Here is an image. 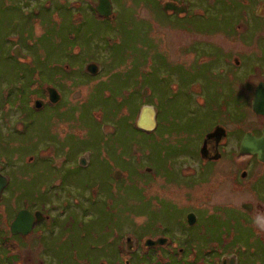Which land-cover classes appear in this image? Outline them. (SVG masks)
Instances as JSON below:
<instances>
[{"label":"rangeland","instance_id":"obj_1","mask_svg":"<svg viewBox=\"0 0 264 264\" xmlns=\"http://www.w3.org/2000/svg\"><path fill=\"white\" fill-rule=\"evenodd\" d=\"M244 1L246 19L264 26V16L255 17L264 15V0ZM86 2L96 0H0V173L9 181L0 203V264H125L126 237L142 238L128 264H147L143 240L158 233L159 223L210 256L226 252L235 264H264V165L262 176L250 168L245 181L234 182L230 155L220 162L199 156L223 111L238 115L234 105L214 103L218 86L208 79L211 103L191 104L193 69L174 80L178 85L166 71L168 54L176 58L177 45L197 36L165 23L194 30V20L167 16L152 0H111L115 18L101 21ZM222 2L235 8L242 0ZM217 19L216 28L229 22ZM14 45L31 58L24 68L43 67L61 94L58 103L33 109L35 98L47 97L42 91L31 107L23 97L14 100L19 77L2 76L15 68ZM89 59L96 75L83 69ZM61 65L70 66L67 77ZM143 104L156 112L148 135L132 127ZM112 171L123 176L114 179ZM28 197L36 208L45 202L51 217L31 236L11 235L9 223L31 205ZM190 211L197 217L192 227Z\"/></svg>","mask_w":264,"mask_h":264},{"label":"flooded vegetation","instance_id":"obj_2","mask_svg":"<svg viewBox=\"0 0 264 264\" xmlns=\"http://www.w3.org/2000/svg\"><path fill=\"white\" fill-rule=\"evenodd\" d=\"M152 2L155 3L156 7L163 10V12H165L167 16L182 18L187 17L186 19L188 21H185L184 19L182 20H184V22L194 20L196 24L194 30H189L186 27L180 26L178 28H175L169 21L165 23L166 26L170 25L171 29H176L181 33L186 32L188 35L193 34L197 36L196 38L194 37L195 40L193 41L185 42L183 40L177 45L176 49L173 50V53L178 54L175 55L176 58H173L172 56H170V54H168V67L166 71L168 72L170 80H173L171 82H174L176 83V85H178L177 81L174 80H180L184 73L189 71V69H193L192 72H195V74L193 78L188 81L189 85L187 88V94L190 103L199 106H204L207 103H211V100L207 98L209 97V88L206 87V80L208 79V81H213V84L215 83L218 86L217 90H215L216 92H218V94H215V96L218 98V101H215L214 103L218 105L223 103L225 107L229 105L232 107V105H234L232 108L236 110V114H238L236 116L233 113H228L226 110L223 111L224 116H222L221 119L215 121L212 127L204 134L200 148L202 147V144L204 142L205 135L217 128V132L215 133V135L207 140L206 151L203 158L200 155L199 149V156L201 160L205 162H220L223 159L224 155H230L233 159V166L235 167L233 172L234 182L238 180L242 182L245 181L248 177L250 168H253V170H251L252 174L256 172L257 175H261L262 173L260 169L261 165H264V162L259 161L255 154H250V151L241 153V155L238 154L240 152V145L244 137L260 138L264 134V114L257 113L253 109V100L256 89L260 86V84L264 83V26L260 24V26L254 27V24H252L250 20L246 19V9L243 5L245 4L244 0H242L241 3L240 0H238L240 6L235 8H230V5L228 8L223 7L222 0H152ZM166 2H173L177 6H181L184 10L179 13H176L172 10H165L164 5ZM86 3L94 9V5L91 2L90 4L88 2ZM143 7L145 10H150V12H152L150 7L144 4ZM113 11L114 10L112 6V12ZM217 14H219V19H222V16H224L226 22L227 20L229 22H227L224 26H219L218 28H216L214 24H211V22L218 20ZM230 14L233 15V18L231 19L229 18ZM237 15L245 16V18L241 19L240 17H237ZM262 16L264 15L257 14L255 17L260 18ZM104 19L111 20L113 18ZM180 36L186 37L185 34H180ZM14 46H12L10 49H12ZM184 48H186V50H184ZM20 50L22 54H24L21 48ZM25 56L26 57L24 59L19 58V60L26 61V59H31L28 55ZM12 57H14V55ZM199 67L205 68L201 69ZM64 68L66 70H69L68 66H65ZM83 69L86 72L85 66L83 67ZM177 73L179 76L177 75ZM201 73H204L205 76L202 77ZM175 74L177 75V78L174 76ZM222 80H224L225 84H221ZM47 86L54 87L57 90V88L50 82L43 85L42 92H45L47 97H38V99L44 101V105L42 108H44L47 103H49L48 105L53 104L48 99V93L46 91ZM60 100L61 94L59 101ZM241 106L243 107L244 111L239 108ZM33 109H35L34 106ZM152 131L153 130H151L150 132ZM252 160H255V164H249V161ZM150 171L151 170L149 168H146V172ZM114 172L112 173V177L114 179H119L123 176L122 174V176L119 178L114 177ZM8 183L9 181L1 192L0 203L2 205L5 197L3 193ZM232 189L234 191H241L240 189L235 187V183H233ZM30 199L32 198L30 197ZM27 203L31 205L28 204L29 206L27 208L22 209H27L30 212L40 211L43 213L45 218L40 221L35 220L31 232L28 235H25V237L29 235L31 236L37 226H42V224L48 222L51 217L50 215L46 214L45 207L47 205L41 204L39 205L40 208H36L35 205H33L35 202H31V200H29ZM249 205L251 207L250 210H246L242 206L241 207L245 212L248 213L252 210V204ZM188 213H193L195 215V222L190 225L186 219L187 225L191 227L195 226L197 223L196 214L192 211ZM7 231H9L11 235L24 236L21 233L12 234L9 230V226ZM164 231V228H159V231L158 233H156V235L145 236L143 240L145 241L147 238L157 239L159 237H164L166 238V242L164 244L156 246H144L143 242V248L144 250H146L147 258H150L152 262L157 259L156 255L158 253L166 257L167 260H171V263L175 264L177 262L174 261V257L176 255H179L180 253L188 252V248L186 246H188L189 244H187L188 242H185V244L182 245L179 241L176 240V238L173 237L174 232L168 235ZM139 239L142 238L137 237L136 242L135 239H132V248L128 249L130 256L127 255L129 258L127 259L126 256L123 259L125 264H128L130 261H132V263L134 261L136 262L135 255L137 252L139 253ZM182 240L183 238L181 239V241ZM191 243L192 246L190 248L193 247V254L194 257L196 256L197 260L200 259L208 262L214 261L215 264H230V260L234 259V264L236 263L235 257H231L230 259H227V257H225L226 252H221L217 256H210L211 250H206L204 246H198V244L195 242ZM189 254L190 249L189 252L185 254L186 257ZM230 254H232V252ZM145 260L146 262H148L147 259Z\"/></svg>","mask_w":264,"mask_h":264},{"label":"water","instance_id":"obj_3","mask_svg":"<svg viewBox=\"0 0 264 264\" xmlns=\"http://www.w3.org/2000/svg\"><path fill=\"white\" fill-rule=\"evenodd\" d=\"M94 9L97 12V14L104 18H114V13L112 12V5L110 0H97ZM165 10H172L176 13H179L183 11L184 9L181 6H177L173 2H166L164 5ZM12 54L16 58L24 59L26 56L22 54L19 46H14L12 49ZM86 72L90 74H96L99 70L98 65L90 62L85 65ZM46 91L48 93V99L51 103L55 104L60 99V94L58 91L51 86L46 87ZM44 105V101L41 99H35L33 102V106L35 109H40ZM253 109L257 113L264 114V83L260 84V86L256 89V93L253 100ZM156 112L150 105H144L141 107L138 117L136 119V126L137 128L144 130V131H151L156 126V120H155ZM217 132V128L205 135L204 142L202 144V147L200 148V155L203 158L205 151H206V143L207 140L210 139L215 135ZM250 154H255L257 156V159L261 162H264V134L260 138H253V137H244L241 145H240V152L238 155H241V153L248 152ZM82 160V159H81ZM121 172H114V177H121ZM8 180L7 178L0 173V199H1V192L2 189L6 186ZM242 207L246 210H250L249 204H243ZM45 216L40 211H34L30 212L27 209H21L17 212L14 219L11 221L9 225V230L12 234L21 233L22 235H28L31 230L34 221H40L43 220ZM186 219L190 225H192L195 222V215L193 213H188L186 216ZM166 242V238L159 237L157 239H150L147 238L144 241V246H156V245H162ZM126 243L128 249L132 248V238L126 237ZM234 259L230 260V264H234Z\"/></svg>","mask_w":264,"mask_h":264},{"label":"trees","instance_id":"obj_4","mask_svg":"<svg viewBox=\"0 0 264 264\" xmlns=\"http://www.w3.org/2000/svg\"><path fill=\"white\" fill-rule=\"evenodd\" d=\"M92 12L96 15V17H98L99 20L101 21H105L104 18H101L96 11L91 8ZM26 43L28 44L27 46H31V43L29 40H26ZM10 55V54H9ZM12 56V55H10ZM89 61H94L92 59H89ZM22 62H26V61H21V60H17L16 59V65L15 68L12 67L11 69H9L7 72L3 73L2 76L4 78H8V76L12 75L15 77H19V80L17 81V85L19 87H17L18 92L17 94H15L14 100H18L21 97H23L25 100H27L29 102V106H30V100L32 99L33 96H37V93L40 91H43V85H45L46 83H49V77L45 76L44 74V70L43 67H40L39 65H37L35 68L33 66H29L27 69L24 68V65L22 64ZM65 67V66H64ZM64 67H62L61 65V69H63V71L61 69H59L61 71V73L67 77V74L70 72V66L69 70H66ZM65 77V79H67ZM9 79V78H8ZM11 90V87H8ZM144 89V88H143ZM49 104V103H47ZM31 107V106H30ZM138 111H139V107L137 108V113L135 116V119L132 122V127L135 130H139L140 132L145 133L146 135H148L150 133V131H144L141 130L139 128L136 127V117L138 115ZM141 149V148H140ZM44 193V192H43ZM41 195H39L40 197ZM29 198V199H28ZM25 198V203H27L30 200V197ZM38 198V197H37ZM41 198V197H40ZM44 204V203H42ZM47 213V212H46ZM1 216V213H0ZM158 227H162L163 228V224H159ZM7 242H9V240H6V238H2V243L5 245ZM2 244V245H3ZM187 244H189L188 246H186L189 252L190 249V254L186 257V253L188 252H184V253H180L179 255H176L174 258V261H176L179 264H215L214 261H203V260H197L196 256L194 257L193 254V247L190 248L192 246L191 242H188ZM143 256L145 259H147V264H173L171 263L172 261L167 260L166 257L162 256L161 254L156 255L157 259L155 261L152 262V260L150 258H147L146 255V250L143 251ZM166 256V255H165ZM175 263V264H177Z\"/></svg>","mask_w":264,"mask_h":264}]
</instances>
